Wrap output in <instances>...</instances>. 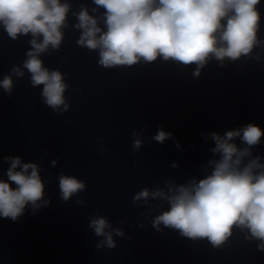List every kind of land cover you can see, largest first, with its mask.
Here are the masks:
<instances>
[{"label": "clouds", "instance_id": "clouds-1", "mask_svg": "<svg viewBox=\"0 0 264 264\" xmlns=\"http://www.w3.org/2000/svg\"><path fill=\"white\" fill-rule=\"evenodd\" d=\"M94 2L106 10L107 31L102 32L97 20L84 9L78 16L77 27L83 29L78 43L89 49L98 48L99 63L104 67L130 66L141 59L152 62L162 57L184 65L194 63L198 66L195 75H199V69L210 56L221 61L224 58L235 60L249 54L258 43L260 15L256 6L260 0ZM67 12L68 5L61 4L60 0H0V23L11 38L28 33L33 37L43 36L41 43L36 39L31 41L35 51L28 53L24 67L32 74L34 86L44 85L45 102L54 109L64 103L66 86L59 72L49 73L42 67L38 54L46 51L49 45L59 47L60 28ZM11 83L10 78L5 77L4 89L10 92ZM203 135L211 136L215 142L212 152L220 154V159L213 162L211 174L199 183L193 181L176 188L175 193L167 197L170 209L155 217L153 226L158 229L163 224L189 238H207L214 246L225 242L234 227L246 228L249 238L261 241L258 248L264 251V164L260 163V157L244 162L245 157L252 156L251 148L260 143L264 132L249 123L223 136L216 132ZM171 137V132L159 129L153 139L163 144ZM237 137L245 147L238 148L232 142ZM134 144L139 148L141 141L136 140ZM6 159L11 160V166L7 171L8 180H0V216L15 221L26 205L40 206L37 202L42 200L44 185L35 164L25 163L16 171L21 165L20 157ZM83 188L84 184L73 177H60V190L65 200ZM152 195L164 197L165 193L157 191ZM148 196L149 192L144 190L136 199ZM90 227L96 235H106L104 243L108 247H115L111 234L105 233L110 227L105 219L92 220ZM117 234L122 235L119 230Z\"/></svg>", "mask_w": 264, "mask_h": 264}]
</instances>
